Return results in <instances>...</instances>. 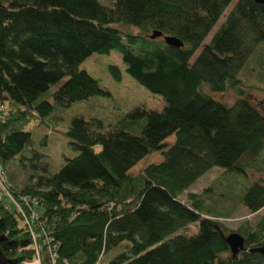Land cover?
Masks as SVG:
<instances>
[{
    "label": "trees",
    "instance_id": "trees-1",
    "mask_svg": "<svg viewBox=\"0 0 264 264\" xmlns=\"http://www.w3.org/2000/svg\"><path fill=\"white\" fill-rule=\"evenodd\" d=\"M108 1L0 0V165L22 153L38 159L31 121L44 124L56 108L106 95L79 69L93 54L117 50L128 75L165 102L159 112L134 110L109 131L96 118L69 120L63 134L77 154L53 174L41 167L33 187L12 191L14 205L0 199L5 264H264V159L254 167L264 153V116L238 77L264 47V4L236 0L203 44L233 0ZM153 32L182 46L151 39ZM110 72L119 80L117 68ZM205 86L237 98L227 105ZM46 93L51 102L39 99ZM137 119L134 135L128 127ZM158 151L160 163L128 174ZM213 167L259 174L249 187L236 186L250 215L263 211L236 231L244 239L236 256L199 195L179 198ZM189 225L194 234L184 233Z\"/></svg>",
    "mask_w": 264,
    "mask_h": 264
},
{
    "label": "rangeland",
    "instance_id": "rangeland-1",
    "mask_svg": "<svg viewBox=\"0 0 264 264\" xmlns=\"http://www.w3.org/2000/svg\"><path fill=\"white\" fill-rule=\"evenodd\" d=\"M99 1L105 6L110 4L108 0ZM235 1L233 0L227 7L203 41V44H206L216 32ZM130 30L134 33L137 32L133 28H130ZM263 56L264 47H259L258 45L257 50L249 58L238 77L243 86L247 88L246 96L248 100L264 116V68L261 64V57ZM110 67L118 69L120 74L119 80L113 77L110 72ZM79 69L85 70L95 79L103 91L106 92V95L78 101L64 109L56 108L54 114L44 120V124L38 125L35 121L29 123L26 130L31 134L30 145L33 151L40 156L38 159L30 160L28 154L25 155L22 153L16 155L6 165H0V171L2 170L3 174L6 175V182L3 184V188L0 187V199L5 206L14 203L15 198L11 194L12 191L19 192L27 185L33 187L36 184V175H39L38 172H41L40 168L45 164L47 172L53 174L58 171L67 159L77 154V151L70 145V140L63 134L67 130L68 122L71 118L83 117L85 119H99L103 123V131H109L119 126L122 121L126 120V116L136 109L159 112L165 105L160 95L151 93L128 75L117 50H112L108 54H93L81 63ZM204 90L215 100L224 102L227 105L233 104L237 98L230 92L221 94L213 93L206 86ZM39 99L49 102L52 101L49 93L42 94ZM142 123L143 121L140 119L132 120L130 122L131 126L128 127L129 132L134 135H139ZM173 142V135L163 141L166 147L171 146ZM99 149V146L95 147L96 151ZM161 153L158 151L148 154L132 167L128 174L135 176L146 166L160 163L162 161ZM22 156L26 158H22L21 161ZM263 159L264 153L260 156V159L255 163L254 167H259ZM242 161L244 163L251 162L249 158H245ZM248 173L246 177H240L239 175L235 176L227 173L224 169L213 167L191 185L187 191L180 195L179 198L186 200L187 193L198 194L199 198L203 201L204 207L209 208L213 214L218 216L217 218H220L218 220L225 228L227 235L232 233L239 234L236 231L241 226L253 224L263 213V211H260L255 216L250 215L236 197L240 193V188H236V186H246L245 188H247L259 177V174L252 169L248 170ZM42 176H47V174L44 172ZM243 192L244 189L241 190V193ZM196 230L195 225H189L184 230V233L191 235Z\"/></svg>",
    "mask_w": 264,
    "mask_h": 264
},
{
    "label": "water",
    "instance_id": "water-1",
    "mask_svg": "<svg viewBox=\"0 0 264 264\" xmlns=\"http://www.w3.org/2000/svg\"><path fill=\"white\" fill-rule=\"evenodd\" d=\"M253 1L257 4H264V0H253ZM149 37L151 39H155L157 37H163V36L159 32H153ZM163 40L165 44L175 48H180L182 46V43L174 37H163ZM3 239L4 237L0 236V243ZM224 240L225 243L228 245L232 256H236L244 249V239L239 234L236 233L229 234L228 236L225 237ZM258 252L264 255V248L258 249ZM5 262H6L5 256L3 255L0 249V264H5Z\"/></svg>",
    "mask_w": 264,
    "mask_h": 264
},
{
    "label": "built area",
    "instance_id": "built-area-1",
    "mask_svg": "<svg viewBox=\"0 0 264 264\" xmlns=\"http://www.w3.org/2000/svg\"><path fill=\"white\" fill-rule=\"evenodd\" d=\"M3 111V107L2 106H0V112H2ZM2 171V170H1ZM0 171V187L1 188H3L2 186H3V184H5V182H6V175H4L3 174V171L1 172Z\"/></svg>",
    "mask_w": 264,
    "mask_h": 264
}]
</instances>
